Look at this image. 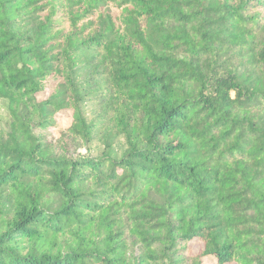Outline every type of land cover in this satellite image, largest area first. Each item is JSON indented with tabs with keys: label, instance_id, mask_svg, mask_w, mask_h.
I'll use <instances>...</instances> for the list:
<instances>
[{
	"label": "trees",
	"instance_id": "trees-1",
	"mask_svg": "<svg viewBox=\"0 0 264 264\" xmlns=\"http://www.w3.org/2000/svg\"><path fill=\"white\" fill-rule=\"evenodd\" d=\"M0 100V264H264V0H0Z\"/></svg>",
	"mask_w": 264,
	"mask_h": 264
},
{
	"label": "rangeland",
	"instance_id": "rangeland-1",
	"mask_svg": "<svg viewBox=\"0 0 264 264\" xmlns=\"http://www.w3.org/2000/svg\"><path fill=\"white\" fill-rule=\"evenodd\" d=\"M5 106H6V102L3 101V100H0V124L3 126V127H6L7 126V123H8V113L5 109ZM79 152L83 153L84 150L82 148L79 149ZM201 250V246L199 243H191L189 246H188V253L189 254H194V253H197ZM205 263L209 262L208 260H205Z\"/></svg>",
	"mask_w": 264,
	"mask_h": 264
}]
</instances>
